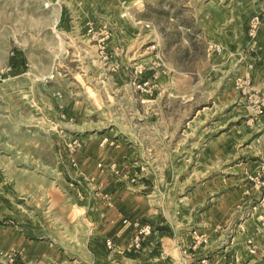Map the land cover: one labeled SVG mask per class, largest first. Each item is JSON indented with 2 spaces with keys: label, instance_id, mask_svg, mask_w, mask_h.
Listing matches in <instances>:
<instances>
[{
  "label": "rangeland",
  "instance_id": "374dc122",
  "mask_svg": "<svg viewBox=\"0 0 264 264\" xmlns=\"http://www.w3.org/2000/svg\"><path fill=\"white\" fill-rule=\"evenodd\" d=\"M248 6L262 27L264 0ZM238 11L243 0H0V264H28L13 247L17 235L47 229L38 186L50 180L85 196L72 174L83 141L134 148L127 172L104 169L133 186L141 180L134 168L149 166L151 186L178 202L207 179L203 149L228 119L264 133L251 97L264 88L251 79L243 91L229 52L211 47L231 48L235 33L212 27L240 28ZM239 91L248 110L236 120Z\"/></svg>",
  "mask_w": 264,
  "mask_h": 264
},
{
  "label": "crops",
  "instance_id": "0c3cea01",
  "mask_svg": "<svg viewBox=\"0 0 264 264\" xmlns=\"http://www.w3.org/2000/svg\"><path fill=\"white\" fill-rule=\"evenodd\" d=\"M257 1L243 0V12L238 11L237 16L241 18L240 28L237 29L238 22L212 28L235 33L230 49L221 43L229 52L228 60L237 65L234 70L238 73H233L236 79L250 74L254 88L261 89L264 24H259L252 34L256 11L251 6L246 8L248 4L255 7ZM223 41L227 42L225 38ZM236 101L238 120L247 116L248 107L240 91ZM232 120L228 119L219 134L208 139L202 152L209 161L208 177L189 188L186 197L191 200L187 201L180 198L173 202L157 193L148 178V165L134 168L136 172L140 170L141 180L133 186L116 179L114 171L104 169L115 165L117 170L127 172L134 148L106 146L101 144L102 138L81 142L80 168L72 174L82 184L85 196L78 197L75 187L63 190L50 180L47 188L38 186L48 202L47 229L41 231L43 235H17L13 247L24 250L28 264H264V230L256 232L264 217V182L257 184L259 176L264 177V133L262 128L258 133L246 131V127H252L244 120L229 127ZM239 127H244L243 133L236 135ZM135 148L144 151V156L147 153L141 144ZM148 149L147 157L151 158L156 152ZM158 158L166 160V152L160 151ZM216 161L221 165L216 167ZM168 169L159 167L160 174L166 175ZM196 170L198 167H192V175ZM176 173L177 169L173 174ZM126 219H142L153 226L152 234L135 252L127 249L137 229L126 224ZM201 234L206 235L207 242L195 246ZM108 238L115 242V248L107 246Z\"/></svg>",
  "mask_w": 264,
  "mask_h": 264
},
{
  "label": "built area",
  "instance_id": "2783aa9c",
  "mask_svg": "<svg viewBox=\"0 0 264 264\" xmlns=\"http://www.w3.org/2000/svg\"><path fill=\"white\" fill-rule=\"evenodd\" d=\"M259 24H260V18L258 15H256L252 19V23H251L252 34L254 33L253 31H255L258 28ZM211 47L213 48L214 51H217V52H221L224 48L220 44L211 45ZM238 82H239V84H238L239 87L242 88L243 91H245L247 89H249V90L252 89V87L250 86V83H251L250 74L243 77V79L239 78ZM259 92L260 91L256 92V94H251L252 103L254 104L255 107L258 108V110L260 112H263L264 111V92L261 95L259 94ZM99 166L102 168L101 164H99ZM112 167H115V165H112ZM92 180H94V178ZM259 183H260V181H257V184H259ZM124 222L126 224H131V225L135 226L137 229L136 233L134 234L133 241L130 244V246L128 247L127 251H129V252L138 251L139 249H141V247L143 245L144 238L152 234L153 226L149 222H145L142 219L141 220H135V221H130V220L126 219V220H124ZM263 230H264V217L261 220V222L259 223V225L256 227V232L261 233ZM202 242H204V243L207 242V237L205 234H201V235H198L196 237L195 246H197L198 244H201ZM106 244L110 249H113L116 247L115 242L111 238H108L106 240ZM251 251L254 252L253 249H251Z\"/></svg>",
  "mask_w": 264,
  "mask_h": 264
}]
</instances>
